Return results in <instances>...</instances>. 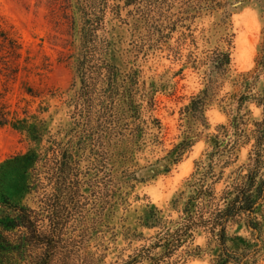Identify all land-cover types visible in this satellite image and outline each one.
<instances>
[{
  "label": "rangeland",
  "instance_id": "obj_1",
  "mask_svg": "<svg viewBox=\"0 0 264 264\" xmlns=\"http://www.w3.org/2000/svg\"><path fill=\"white\" fill-rule=\"evenodd\" d=\"M103 2L0 0V110L8 118L0 124V202L4 195L38 207L43 189L32 169L62 142L80 161L91 248H108L115 261L179 217L210 164L224 171L218 191L247 174L264 119V0H110L98 33L117 78L94 84L86 118L77 64L88 6ZM229 40L230 70L218 76L207 57ZM229 233L232 248L242 244L234 234L252 238L244 222ZM195 244L203 251L186 264H214L222 251L205 231ZM261 245L258 264L264 236Z\"/></svg>",
  "mask_w": 264,
  "mask_h": 264
},
{
  "label": "trees",
  "instance_id": "obj_2",
  "mask_svg": "<svg viewBox=\"0 0 264 264\" xmlns=\"http://www.w3.org/2000/svg\"><path fill=\"white\" fill-rule=\"evenodd\" d=\"M201 1L209 3V0ZM109 7L110 0H104L102 8L90 4L89 18L83 30L76 92L84 107L88 105L90 109L86 118L92 114L94 84L104 77L111 82L117 78V66L105 57L108 40H102L98 33L99 22L104 20ZM87 27L90 28L88 32ZM232 46V40H229L226 48L217 47L207 57L212 71L218 76L230 70ZM261 64L264 66V59ZM248 78L244 77L241 83L244 88H250L245 84ZM112 86L118 88L115 84ZM260 103L264 104V93ZM5 115L0 110V124L8 121ZM114 118L109 116L108 122H113ZM244 119L240 115L234 122L240 131ZM257 124L255 154L250 157L244 177L237 176L232 184L218 191L217 183L224 171L217 173L210 164L197 179L199 184L179 217L166 221L149 242L127 255H120L115 261H108V248L97 251L91 248L93 234L87 225L90 220L86 210L87 197L82 192L80 161L66 145L56 142L48 148L47 154L42 153L39 157L43 164L32 169L36 191L43 189L39 206L17 203L3 195L5 200L0 205L6 207V211L0 214V264H146L147 261L151 264H186L203 251L200 244H195L200 231L210 233L221 247L214 264H258L264 236V212L262 218L258 215L259 207L264 206V119ZM238 139L229 143L230 149L236 148ZM235 154L233 152L226 163L234 161ZM20 160L21 156L16 158V162ZM208 177L213 181L209 182ZM48 187H51L50 191ZM237 222L246 224L252 238L234 234L233 239L241 240L242 244L232 248L228 245L229 226Z\"/></svg>",
  "mask_w": 264,
  "mask_h": 264
}]
</instances>
